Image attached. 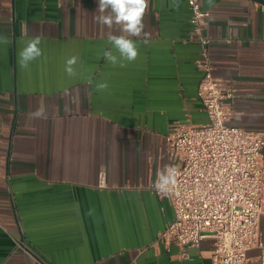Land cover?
I'll return each instance as SVG.
<instances>
[{
    "label": "crops",
    "instance_id": "obj_1",
    "mask_svg": "<svg viewBox=\"0 0 264 264\" xmlns=\"http://www.w3.org/2000/svg\"><path fill=\"white\" fill-rule=\"evenodd\" d=\"M171 3L148 0L150 35L129 37L139 54L120 67L103 57L98 0H0V264H213L209 237L198 247L159 240L173 209L150 186L176 165L172 123L207 121L191 11ZM199 3L214 74L235 91L230 123L264 131V2ZM41 31L43 54L21 68L18 52ZM41 101L47 118H32ZM260 229L264 238V215ZM247 255L261 264L264 247Z\"/></svg>",
    "mask_w": 264,
    "mask_h": 264
},
{
    "label": "built area",
    "instance_id": "obj_2",
    "mask_svg": "<svg viewBox=\"0 0 264 264\" xmlns=\"http://www.w3.org/2000/svg\"><path fill=\"white\" fill-rule=\"evenodd\" d=\"M187 2L192 22L189 39L199 45L198 96L207 121H175L165 136L178 176L177 184L167 193L156 190L157 179L150 184L173 209L159 240L198 247L209 237L213 239V264H247V251L264 247L260 229L264 215V131L230 123L235 91L214 74L211 38L205 32L209 11L199 0ZM99 186H105L102 174Z\"/></svg>",
    "mask_w": 264,
    "mask_h": 264
},
{
    "label": "clouds",
    "instance_id": "obj_3",
    "mask_svg": "<svg viewBox=\"0 0 264 264\" xmlns=\"http://www.w3.org/2000/svg\"><path fill=\"white\" fill-rule=\"evenodd\" d=\"M170 7L178 9L180 7L179 0H172ZM148 9V0H98V15L93 16V20L106 26L107 41L111 44V48L105 50L103 57L113 66L119 65L125 67V62L135 61L139 52L135 40L129 37H145L150 33L145 32L143 17ZM114 26L120 28L123 33L120 36L113 34ZM43 38V31L39 35L31 37L26 46L18 52L17 63L21 68L28 69L32 61L39 58L43 53L40 47ZM0 42L7 43L6 37H0ZM77 63V57L72 56L65 62V72L69 76L75 75L73 66ZM89 83L91 81L89 80ZM107 82L96 84V90L103 92L108 89ZM32 118L46 119L47 111L40 102L38 108L30 113ZM178 171L175 167H166L164 171L158 174L157 181L154 185L158 192L167 193L177 184ZM91 214V210L90 213Z\"/></svg>",
    "mask_w": 264,
    "mask_h": 264
},
{
    "label": "water",
    "instance_id": "obj_4",
    "mask_svg": "<svg viewBox=\"0 0 264 264\" xmlns=\"http://www.w3.org/2000/svg\"><path fill=\"white\" fill-rule=\"evenodd\" d=\"M259 1L264 2V0H259Z\"/></svg>",
    "mask_w": 264,
    "mask_h": 264
}]
</instances>
